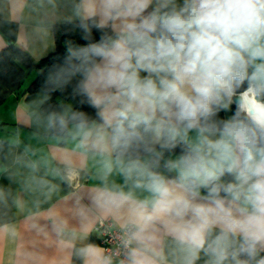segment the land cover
Returning <instances> with one entry per match:
<instances>
[{
    "label": "clouds",
    "instance_id": "obj_1",
    "mask_svg": "<svg viewBox=\"0 0 264 264\" xmlns=\"http://www.w3.org/2000/svg\"><path fill=\"white\" fill-rule=\"evenodd\" d=\"M26 6L76 37L46 69L34 121L72 147L44 176L38 149L15 160L44 193L25 227L54 243L47 264H264V0ZM57 179L76 186L71 206L41 211ZM99 220L111 249L86 242Z\"/></svg>",
    "mask_w": 264,
    "mask_h": 264
},
{
    "label": "crops",
    "instance_id": "obj_2",
    "mask_svg": "<svg viewBox=\"0 0 264 264\" xmlns=\"http://www.w3.org/2000/svg\"><path fill=\"white\" fill-rule=\"evenodd\" d=\"M28 2L29 0H0V21L16 24L15 44L25 50L33 60L38 61L54 51V32L48 33L42 28L26 6ZM6 41V36L0 29V50L5 47ZM34 72L30 82L37 74L36 71ZM26 87L24 83L23 89ZM42 100V92H38L29 100L26 94L20 92L9 95L0 105V141L7 143L4 159L0 161V193H2V198H0V264H47L48 259L57 255L54 243L45 241L25 227L26 217L36 210L38 201L44 200V193L25 186L27 169L15 162L16 157L21 156L26 147L38 149L37 154L30 158L33 160L40 157L46 158V162L41 165L38 173L44 176L48 161L52 166L57 164V161L51 160V157L54 155L59 157L65 149L72 147L71 142L67 145H60L54 140L41 139L37 136L40 130L34 121L43 104ZM48 178L51 179V176ZM52 182L58 185V190L51 193V199L48 202L39 204L40 210L69 208L71 193L76 186H70L58 179ZM92 182L87 177L81 180L83 184ZM64 214L70 217L66 211ZM98 222L95 223L86 242L100 245L101 234L95 231ZM70 223L76 225L78 222L70 217ZM12 226L16 229V235L10 231ZM24 253H31L37 259H25ZM38 257L45 259L41 260ZM73 264H78V262L74 261Z\"/></svg>",
    "mask_w": 264,
    "mask_h": 264
},
{
    "label": "trees",
    "instance_id": "obj_3",
    "mask_svg": "<svg viewBox=\"0 0 264 264\" xmlns=\"http://www.w3.org/2000/svg\"><path fill=\"white\" fill-rule=\"evenodd\" d=\"M0 29L4 32L7 39L5 47L0 50V105L13 93H24L29 100L38 92H42L41 85L46 69L63 55L64 49L60 47L61 43H65L76 37L70 34H64L62 28H57L54 31V51L43 59L35 61L25 50L15 44V23L0 21ZM34 71L37 72L36 76L23 89L27 77ZM58 99V97L54 96L50 102L55 104ZM46 105L47 102L43 103L41 107H46ZM6 146V142L0 141V161L4 159Z\"/></svg>",
    "mask_w": 264,
    "mask_h": 264
},
{
    "label": "built area",
    "instance_id": "obj_4",
    "mask_svg": "<svg viewBox=\"0 0 264 264\" xmlns=\"http://www.w3.org/2000/svg\"><path fill=\"white\" fill-rule=\"evenodd\" d=\"M95 231L101 234L100 245L104 248L111 249L114 247V229L112 225L104 220H100L95 227Z\"/></svg>",
    "mask_w": 264,
    "mask_h": 264
},
{
    "label": "rangeland",
    "instance_id": "obj_5",
    "mask_svg": "<svg viewBox=\"0 0 264 264\" xmlns=\"http://www.w3.org/2000/svg\"><path fill=\"white\" fill-rule=\"evenodd\" d=\"M35 72H32V73H30V75L27 77V79H26V81L24 82L25 83V86H28L30 83V78L32 77V75L34 74ZM34 78V77H33ZM28 84V85H27Z\"/></svg>",
    "mask_w": 264,
    "mask_h": 264
}]
</instances>
